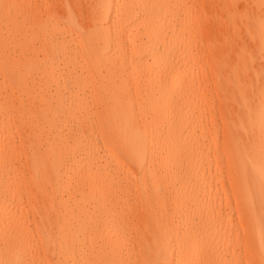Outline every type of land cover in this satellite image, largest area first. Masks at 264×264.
Returning <instances> with one entry per match:
<instances>
[{"label":"bare ground","instance_id":"bare-ground-1","mask_svg":"<svg viewBox=\"0 0 264 264\" xmlns=\"http://www.w3.org/2000/svg\"><path fill=\"white\" fill-rule=\"evenodd\" d=\"M128 220L264 264V0H0V264H125Z\"/></svg>","mask_w":264,"mask_h":264},{"label":"rangeland","instance_id":"rangeland-1","mask_svg":"<svg viewBox=\"0 0 264 264\" xmlns=\"http://www.w3.org/2000/svg\"><path fill=\"white\" fill-rule=\"evenodd\" d=\"M126 225L127 231L120 239V241L123 243L121 253L125 259L124 263L141 264V260L146 259L147 256L151 255L153 253V249H151V247L148 251H145L143 248L139 255L140 246L146 243L150 244L152 241H154V237L148 234V222L128 220ZM41 243H43V238L36 239L32 243L34 249H37L40 257V262L38 264H57L55 262L59 257L58 253L61 252L59 246L56 245L52 250L42 249ZM241 254L245 256L244 251H242Z\"/></svg>","mask_w":264,"mask_h":264}]
</instances>
